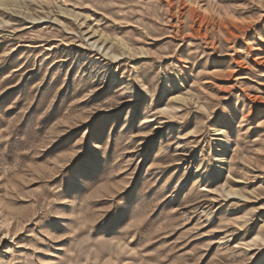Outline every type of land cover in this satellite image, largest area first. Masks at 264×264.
<instances>
[{
  "label": "rangeland",
  "instance_id": "374dc122",
  "mask_svg": "<svg viewBox=\"0 0 264 264\" xmlns=\"http://www.w3.org/2000/svg\"><path fill=\"white\" fill-rule=\"evenodd\" d=\"M0 264H264V0H0Z\"/></svg>",
  "mask_w": 264,
  "mask_h": 264
}]
</instances>
